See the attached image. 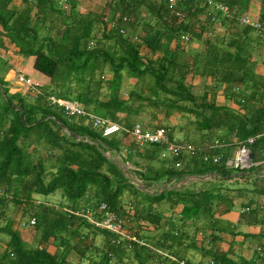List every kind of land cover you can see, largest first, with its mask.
Returning a JSON list of instances; mask_svg holds the SVG:
<instances>
[{"label":"trees","instance_id":"1","mask_svg":"<svg viewBox=\"0 0 264 264\" xmlns=\"http://www.w3.org/2000/svg\"><path fill=\"white\" fill-rule=\"evenodd\" d=\"M211 1L227 6L233 16L215 13L216 19L212 21L210 14L214 12L204 0H184L172 11L158 0H106L108 16L104 12L86 14L85 19L76 16V0H68L67 16L54 0H22L29 5L31 2L37 9L39 24L33 27L28 9L18 13L7 9L12 0H0L2 32L11 43L19 46L20 54H35V69L51 78L54 84L51 89L41 88L39 92L10 93L8 82L3 79L8 66L0 59V234L7 240L0 253V264H127L125 259L136 264H156L154 258L158 264H178L168 261L157 250L183 259L180 237L174 234L178 223H168L151 206V210L138 208L137 201H134V208L132 203L128 205L130 210L127 211L122 204L123 195L127 193L134 199L140 191L105 155L106 151L118 153L125 147L131 151L130 157L136 154L142 157L144 152L153 162L160 159L161 148L147 145L137 149L125 131L103 137L85 126L84 119L67 116L63 109L51 103L50 96L81 103L88 113L130 129L136 123L132 117L144 111L143 107L158 108L159 95L164 94L167 96L162 102L165 116L169 111L185 109L187 113L195 114L194 124L198 131L222 132L218 140L227 147L204 149L190 156L178 169L174 167V161L168 162L169 165L160 172L148 165L143 173H139L144 181L152 183L163 177L213 173L230 177L238 172L235 178L253 180L250 191L253 196L264 194L262 166L239 170L225 163L233 155L235 141L258 135L250 146L251 159L264 163V76L256 72V58L264 53V42L251 28L237 22L238 16L247 12L251 0ZM69 17L78 20L74 23ZM56 20L60 21L61 29ZM258 20L264 21V16ZM48 21L51 23L48 31L41 35L40 31ZM137 24L144 32L140 37L133 32ZM216 25L225 31L226 38H208L216 32ZM98 32L105 41L113 42L110 47L116 46L119 54L101 51L99 46L103 44L95 36ZM141 46L157 56H148L146 51H141ZM103 53V61L109 63L112 71V78L105 82V100L98 99L100 89L96 85L101 82L88 80L83 89H71V80L65 84L64 77L79 79L76 76L81 72H87L86 77L91 78ZM123 71L137 79L138 84L144 78V89L139 92L132 89L124 97L120 93ZM196 78H205V88L199 96L194 92ZM217 91L228 102L233 101L237 110L228 104L217 105L213 96L209 99V95ZM248 101L255 104L252 110L247 109ZM147 125L151 129L158 127L153 122ZM164 127L169 129V126ZM213 156H218L219 161L214 163ZM51 159L53 162L46 165V160ZM220 190L219 187L217 192L203 190L188 194L174 191L171 202L184 204L182 223L178 225L203 219L207 222L204 226L216 229L218 220L214 214L218 204L227 206L226 211L234 207L232 198ZM56 192L68 203L56 206L35 198ZM162 195L152 196V203H160ZM254 200L251 197L248 202L251 208L241 213V222L264 223L262 209L253 206ZM102 203L124 219V232L134 236L136 241L120 238L115 243L118 235L94 228L85 219L62 209H89L95 212L94 218H98L97 208ZM10 205L21 207L20 214L12 215L11 212L8 215ZM30 218L35 219V224L29 227L37 234L35 247L23 240L19 227L21 220ZM161 230L162 236L156 233ZM96 237L102 238L100 245L95 244ZM156 238L160 239L158 243H155ZM212 239L215 241L219 237L213 233ZM192 244L196 247L193 240ZM50 245L55 247L54 252L48 250ZM201 254L209 260L197 264H264V258L257 263L255 259H233L229 252L212 247L202 248ZM72 255L77 257V262L71 261Z\"/></svg>","mask_w":264,"mask_h":264},{"label":"crops","instance_id":"2","mask_svg":"<svg viewBox=\"0 0 264 264\" xmlns=\"http://www.w3.org/2000/svg\"><path fill=\"white\" fill-rule=\"evenodd\" d=\"M54 1L57 3L58 7H60V10H62V12L66 14L67 16L69 14L68 12L70 8L68 4V0L64 4L60 3L61 0H54ZM105 3H106V0H76V9L81 14L86 13V14L98 15L100 14V11L102 10L100 7L103 8ZM7 9L13 10L18 13L23 12L26 9H28L30 19H31L30 20L31 26L33 27L38 26L39 22L37 20L38 19L37 9L34 5L31 6V2L29 5L28 3L22 2V0H12V2L7 5ZM245 14L249 15L251 18L253 17L252 19H261L262 16H264V4L262 3V0H251L249 4V8ZM69 18H70L69 20L72 22L74 20V23L78 20V18H75V19H73L72 17H69ZM56 21H58L57 26H59V28L61 29L60 21L59 20H56ZM50 24L51 23L49 21L46 23L45 27H43V29L40 31L41 35H43L44 33L48 31L47 27ZM216 27H218V25H216ZM56 30L57 29H54V31ZM133 32H134V35L138 37L142 36V34L144 33L142 31V28L138 24L135 25ZM97 34L95 35L96 39H98L97 36L101 37L99 41L103 44L102 46H99L101 48V51H104L107 54H112L114 52L119 54L116 46L110 47L113 44L112 41H107V40L105 41L101 33L99 35ZM226 35L227 34H225V31L221 27H218L216 32L210 34L208 38L214 40V39L219 38V36L221 37L224 36L226 38L227 37ZM195 47H197V44H195ZM142 50L145 53L146 49L141 46V51ZM18 51H19V46H17L14 43H11L9 38L6 37L5 33L2 32L0 28V59L6 62L8 66L7 69L3 72V79L4 81L8 82L9 92L10 93L21 92L23 94L26 93L27 91L33 92L30 88L26 87V85L18 82V79H17L18 75H22L24 78L29 79L34 83H37L36 91L38 92L41 88L51 89V87H54V84L52 83L51 78H49L48 76L42 74L41 72L35 69L34 66L36 62V55L30 54V55L24 56L20 54ZM146 54L148 56L153 55L152 53H148V52ZM104 55L105 54L103 53L100 56L101 57L99 59L100 62L98 63L99 67L94 69V72H99L98 73L99 75L94 76V77L92 75L91 78H88V77L86 78H88V80H92L91 81L92 83L101 82L96 85V88H99V89L105 88L107 90V85H106L107 83L105 82L112 78V71L109 66V63L103 61ZM156 56L157 54L153 55V58H155ZM256 60L258 61L256 72L264 76V53L261 56H259L258 59L256 58ZM106 71L110 72L111 75L107 76L105 74ZM64 73H65V70H64ZM122 74L123 76L121 80L120 93L124 97H127L128 96L127 93L130 90L126 92L123 91V87H124L123 83L125 79H132L136 82H137V79L127 76L126 73H124V71ZM103 75H106V76H103ZM68 79L71 80L70 81L71 89L76 88L74 86L75 80L73 79V77L70 76ZM202 79L203 78H196L195 82L198 80L200 81ZM136 82H134L135 86L138 85V83ZM92 86H95V85H92ZM202 87L204 90L205 82L202 85ZM138 88H139L138 90L135 88L134 89L137 92L144 89V86H142L141 82ZM203 90L200 91L201 94ZM200 93H197V95L198 96L201 95ZM106 95H107V92H105L104 94H101V92L99 91L98 99L105 100ZM212 96L214 99H216L217 105L228 104L230 108L237 110L238 106L233 101L228 102L227 99L224 98L223 94L220 93V91L211 93L209 95V99ZM50 97H54V96H50ZM164 98H167V96H165ZM31 99L32 97H30L29 100ZM57 99H61V98H57ZM66 101H70V100H66ZM70 102L80 104L84 108V106L81 103H78L76 101H70ZM254 107H255V104L253 101L247 102L248 110L249 109L252 110ZM153 109L154 111L151 112L153 116L152 120L157 121V123H153V125L157 124L158 127H160V125L169 126V131L172 137H173L172 128L174 127V125L178 124L174 120V117L176 116V114L177 113H180V115L190 114V113H187L185 109H182L180 112L169 111V114L165 116L163 112L165 111V109L163 111L159 109L158 113L155 111L156 108L153 107L152 110ZM84 110L88 112L87 109L84 108ZM140 113H143V111ZM190 115L195 117V114H190ZM180 117L182 118V116ZM74 118L75 119L81 118V119L86 120L83 117H74ZM85 126L88 127L89 124ZM141 126L144 128L151 129L150 127H145L143 125ZM179 128L180 130L182 129L180 126ZM64 130L66 131L65 128ZM191 130H192L191 134L193 135L192 137H194L193 139L194 141H190L189 139L190 135L185 131H182L184 132L185 137L183 139H176V140L194 145L197 149L194 154L196 153L198 154L199 152L203 151L205 147L214 145L215 143L222 144L220 148L227 147L225 143H222L218 140L219 134L222 133L220 131H217L216 133L215 132L207 133L205 131H199L198 133L197 131L195 132L196 128L195 129L193 128ZM232 139L235 140L234 138ZM77 140H80V138L78 137ZM85 141H87V139H85ZM237 142L238 141H235V143ZM130 152H129V149H126L125 147H123L121 151L118 153L114 150H109L105 152V155L111 158V160L115 162L125 172V175L129 177L130 183H132L140 191L138 195L134 196V199L131 196H129L127 193L123 195L122 204L124 205V208H127V206L131 205V203L134 208V203H135L134 201H137L138 208L143 209L146 207L149 210H151L150 209V206H151L152 210L154 209V212L156 211L158 214L160 213V215L163 218L178 219L180 222L178 224H181L182 223L180 220L181 210L184 204L182 203L175 204L174 202H171V200H173L172 195L174 194L173 193L174 191H178V192L186 193V194L194 193V192L196 193L199 191L206 190L208 186H212L213 191L217 192L220 187L221 189L220 192L227 193L232 198V204L234 205V207L228 211H226L227 206H223L220 203L218 204V209L214 214V218L218 220L216 229H212L211 227L208 228L204 226L203 223L199 222V220L187 221L184 226H179L177 224L178 227L175 230L174 234L180 237V242H181L180 249H181V254L183 255V259L190 260L188 255H191L193 260H195L194 261L195 263L193 262L191 263L197 264V263L205 262L209 260V258L203 257L201 254V250L202 248L209 249L210 247L218 248L219 250L229 252V256L233 259H236L237 257H242L243 259H246V260L255 259L256 260L255 262L257 263V262H260L259 260L264 258V223H261V224L251 223L250 224V223H243L240 221V215L243 212L242 209L246 207L251 208V206L248 205V202L250 201L251 197L255 199L253 206L255 205L259 206L262 209L261 213L264 215V194H258V195L253 196V194L250 192L252 190V185H253L252 179H249L248 181H246V179L244 178H235V176H237L238 174V172H236L230 177H220L218 174L213 173V174H206L203 176L185 175L181 178L163 177L159 181L152 182V183H149V182L146 183L144 181V178L141 177L139 173L140 172L143 173L148 165H151L155 170L160 172L162 169H164L165 167L169 165L168 162L172 163L174 160H172V158L170 157H165V158L159 157L160 159L150 162L149 158L146 157L144 152H143L142 157L138 156V154L130 157L128 155L130 154ZM190 156L192 155L185 154L184 156L181 157L183 158L181 160L182 165L185 163L186 160L190 159ZM260 173L264 174L263 166H262V170L260 171ZM144 184H148L149 187H145ZM239 190H242V191H239ZM160 194L161 195L163 194L162 195L163 197L160 198L162 199L160 203L153 204L152 196L155 197V196H159ZM10 213L11 212H9L8 215H11ZM243 213H246V212H243ZM221 222H224V224H220ZM150 229L152 228L150 227ZM158 232L159 231H157L156 233ZM213 233L215 237L218 236L219 239L214 241V239H212ZM159 240L160 239L156 238L155 243H158ZM192 240L196 243V247L194 244H192ZM6 242L7 240L5 236L0 234V253L4 250ZM51 245L48 246L49 251H50V247L55 248ZM194 248H196V250ZM161 252L163 253V251ZM154 262H157L156 264L159 263L156 260ZM161 264H168V263L165 262Z\"/></svg>","mask_w":264,"mask_h":264},{"label":"built area","instance_id":"3","mask_svg":"<svg viewBox=\"0 0 264 264\" xmlns=\"http://www.w3.org/2000/svg\"><path fill=\"white\" fill-rule=\"evenodd\" d=\"M67 0H61V4L66 3ZM166 4L169 10H174L177 5L181 4L184 0H158ZM207 5L213 10L214 14H210L211 20L216 19L215 13H220L222 16L232 17L233 14L229 8L219 2H213L211 0H204ZM65 6V5H64ZM65 8V7H64ZM127 20V18H124ZM237 22L241 26H247L251 28L257 35H259L264 42V21L258 19H252L247 14H242L238 16ZM18 82L26 85L33 92H37V83L32 82L29 79L24 78L22 75H18ZM52 104L57 105L58 107L64 110V113L67 116L73 117H83L85 118V124L98 131L103 137L111 136L112 134L125 131L130 134L132 137L135 146L137 149H143L147 145H157L161 148L159 156L161 158L170 157L174 160V167L180 168L182 161L179 159L185 154L193 155L196 152V147L190 143L180 142L173 138L170 134L169 129L164 126L157 127L155 129H148L142 127L140 124L135 123L130 129H124L118 123L109 120L108 118L100 117L91 113H88L84 108L77 103L66 101L63 99H57L50 97ZM259 136V135H258ZM258 136L249 137L243 141H238L236 143L233 155L231 158L226 160L228 166H232L239 170H247L253 166H263V161H253L251 159V149L250 146L253 144L254 140ZM222 144L215 143L214 145L205 147V149H214L221 147ZM207 156H204V160H207ZM218 156H213L212 161L215 163L218 160ZM1 194V193H0ZM64 212L72 214L76 217L85 219L88 221L94 228L100 230H106L113 232L118 235L119 238L115 240V243H118L120 238L136 241L134 236H129L124 232V219L118 217V215L109 208L106 203H102L99 206V216L94 218V214L89 209L79 208V209H69L62 208ZM127 211L130 210V206H127ZM248 208H243L242 211H247ZM35 224V219L30 218L29 220L21 221L20 225L22 227H30ZM142 244V242H140ZM165 255V254H164ZM171 261H176L178 264H191L190 262L181 259L178 260L172 255H166ZM207 264V263H202Z\"/></svg>","mask_w":264,"mask_h":264},{"label":"rangeland","instance_id":"4","mask_svg":"<svg viewBox=\"0 0 264 264\" xmlns=\"http://www.w3.org/2000/svg\"><path fill=\"white\" fill-rule=\"evenodd\" d=\"M104 7H105V5H104ZM103 7V8H104ZM102 10L100 11V13H102V12H104V15H106V16H108L109 15V12H108V9L105 7L104 9L102 8V7H100ZM104 10V11H103ZM76 12H77V14H76V16L77 17H80V16H83V17H85V19H86V17H87V15H86V13H79L78 12V10L76 9ZM89 16V15H88ZM253 18V17H252ZM99 26H98V28H99V30L101 29V26H100V24H98ZM100 34V32L97 34V35H99ZM97 38L98 39H100L101 37H99V36H97ZM1 68V67H0ZM0 72H1V70H0ZM99 72H94L93 74H90V75H93V77L94 76H98L99 74H98ZM86 74H87V72L85 73V74H83V72H81V73H79V75H75L76 77H83V78H79V79H75V83H74V86L76 87V88H80V87H82V89L84 88V85H86V84H88V78H86ZM107 76H109V75H111V73L110 72H108V71H106V73H105ZM106 75H103V76H106ZM65 78V84H67L68 82H69V80L70 79H68V78H66V77H64ZM144 79V78H143ZM143 79L142 80H140L141 81V83H142V86H143ZM134 82H136V81H134V80H132V79H125V81H124V83H123V91L124 92H126V91H128V90H131V89H139L138 88V86H139V84L137 85V86H135V83ZM204 82H205V79L203 78L202 80H198V81H196L195 82V84H194V92L197 94V93H200V91H202L203 90V87H202V85L204 84ZM148 83H150L149 81H148ZM147 83V84H148ZM64 84V85H65ZM105 85V84H104ZM103 85V86H104ZM61 87H62V84L60 85ZM141 88V87H140ZM100 92H101V94H104L105 92H107V90L105 89V88H103V89H100ZM147 95H149V94H147ZM102 97H103V95H102ZM101 97V98H102ZM165 97V95H163V94H161L160 95V98H161V101H160V103L158 104V108H156L155 109V111L158 113V110L160 109V110H164L163 109V106H164V104H162V102L164 101V98ZM69 99H71V100H73L72 98H69ZM143 113H140L138 116H133L132 118L134 119H136V123H139V124H141V125H143V126H145V127H148V123L149 122H153V123H157V121H154V120H152V111H154V109L152 110V108H148V107H143ZM156 113V114H157ZM174 115H175V113H174ZM178 115V116H177ZM177 116V117H176ZM176 116L174 117V120L179 124V126L182 128L181 130H180V128H179V126H178V124H176V125H174V127L172 128V134H173V137L175 138V139H183L184 137H185V134H184V132H182V131H185V132H187L190 136H189V139H190V141H194L193 139H194V137H192L193 135L191 134L192 132V130L191 129H195V124H194V119H195V117L194 116H192V115H188V114H182V115H180V113H177L176 114ZM180 116H182V118L180 117ZM161 121V120H160ZM187 130V131H186ZM198 132L199 133V131H198V129H196L195 130V132ZM194 132V131H193ZM144 149V148H143ZM40 151H42V150H40ZM53 162V159H51V160H46V165H50L51 163ZM205 192H212V186H208L207 188H206V190H205ZM126 196V195H125ZM35 198H37V201H42V202H52L54 205H56V206H58V204H60V203H65V204H67L68 203V200L65 198V197H62V195H60V193L59 192H56L55 194H53V195H49V196H40V195H37ZM100 206V205H99ZM99 206H98V208H97V211H99ZM21 210V207L20 208H15V207H13L12 205H10L9 206V210H8V213L9 212H12V215L16 212V214L17 215H19L20 213H19V211ZM212 210H215V209H212ZM93 214H95V212H93ZM27 221V219H23V220H21V221ZM167 221H168V223H170V224H173V225H176L177 223H179V220L178 219H174V218H169V219H167ZM199 222H201V223H203V225L204 224H206L207 222L206 221H204L203 219H199ZM199 222H197V223H199ZM220 224H224V222H221ZM198 225V224H197ZM177 226V225H176ZM202 226V225H201ZM19 227L20 228H23L22 230H21V232H22V237H23V240L24 241H26L27 243H29L31 246H36L37 245V234L34 232V231H32V230H30L29 229V227H22L21 225H19ZM83 231V230H82ZM158 233H160L159 235L160 236H162V234H163V230H161V231H159ZM101 237H96V239H95V244L96 245H100V242H101ZM71 240L72 241H74V238H71ZM55 251V248H52V247H50V252H54ZM157 252H159V254L161 255V254H165L163 257H165L168 261H171L170 259H169V257H167L166 255H169L168 253H162L160 250H157ZM188 257L190 258V260H191V262H193V263H195L194 261L195 260H193V258H192V256L191 255H188ZM98 259V258H97ZM77 257L76 256H74V255H72V257H71V261L73 262V263H75V262H77ZM125 260H127V264H136V262L135 261H133V262H131L129 259H125ZM156 260V258H154L153 259V261H155ZM87 261V260H86ZM157 261V260H156ZM155 263H157V262H155ZM169 264V263H168Z\"/></svg>","mask_w":264,"mask_h":264},{"label":"water","instance_id":"5","mask_svg":"<svg viewBox=\"0 0 264 264\" xmlns=\"http://www.w3.org/2000/svg\"><path fill=\"white\" fill-rule=\"evenodd\" d=\"M54 120V119H53ZM58 122V121H57ZM60 124V122H58Z\"/></svg>","mask_w":264,"mask_h":264}]
</instances>
